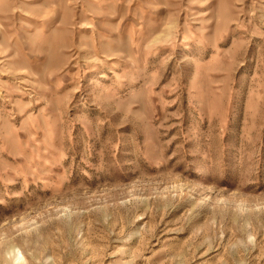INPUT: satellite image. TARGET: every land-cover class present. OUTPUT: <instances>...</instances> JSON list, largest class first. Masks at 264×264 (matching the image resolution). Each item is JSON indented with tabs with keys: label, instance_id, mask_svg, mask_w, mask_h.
<instances>
[{
	"label": "rangeland",
	"instance_id": "obj_1",
	"mask_svg": "<svg viewBox=\"0 0 264 264\" xmlns=\"http://www.w3.org/2000/svg\"><path fill=\"white\" fill-rule=\"evenodd\" d=\"M0 264H264V0H0Z\"/></svg>",
	"mask_w": 264,
	"mask_h": 264
}]
</instances>
